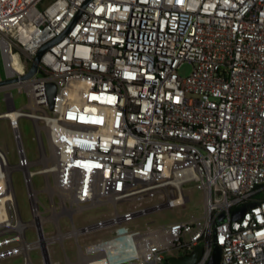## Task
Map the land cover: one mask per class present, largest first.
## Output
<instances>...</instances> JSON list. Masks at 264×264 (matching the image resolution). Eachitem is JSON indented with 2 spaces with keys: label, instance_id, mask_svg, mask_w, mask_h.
<instances>
[{
  "label": "built area",
  "instance_id": "2783aa9c",
  "mask_svg": "<svg viewBox=\"0 0 264 264\" xmlns=\"http://www.w3.org/2000/svg\"><path fill=\"white\" fill-rule=\"evenodd\" d=\"M0 52L2 81L17 79L0 86L8 107L0 119L18 156L12 165L0 149V264L21 256L35 264V250L43 264H62L56 244L65 264H173L199 247L195 264H208L215 245L220 264H264V0H0ZM186 63L193 69L184 77ZM14 91L26 95L25 108ZM24 118L37 126L34 161ZM16 172L31 222L19 209ZM194 189L204 194L202 215L158 221L185 210ZM102 205L115 211L77 226L78 215Z\"/></svg>",
  "mask_w": 264,
  "mask_h": 264
},
{
  "label": "rangeland",
  "instance_id": "374dc122",
  "mask_svg": "<svg viewBox=\"0 0 264 264\" xmlns=\"http://www.w3.org/2000/svg\"><path fill=\"white\" fill-rule=\"evenodd\" d=\"M191 64H184L180 69V74L182 76H188L192 72ZM6 78L5 68L3 57L0 52V81ZM14 99L17 109H23L28 103V99L26 95H19L16 91H14ZM8 111L7 104L5 102V91H0V113ZM20 128L23 137L24 146L26 148L28 158L31 161L37 160L40 156L39 152V141L37 135V126L35 122L29 118H24L20 121ZM46 146L47 141L45 139ZM0 149L4 152H8V158L12 165H16L18 163L17 156V146L14 140L13 131L10 128L8 119H0ZM48 149V148H47ZM37 169V168H34ZM14 187L17 195L19 209L22 215V218L25 222H31L33 220V216L30 209V203L28 199V189L23 181V174L21 172H16L13 177ZM34 188L36 190H43L45 188V182L42 176L35 177L33 180ZM39 199L42 203L46 204V194L39 193ZM203 192L200 190L194 189L191 195V201L187 205L185 210L176 208L171 212H165L160 217H158V221L162 223L179 221V220H188L191 216L202 215L203 213ZM115 211L113 205H102L96 208H91L83 211L80 215H78L76 219V224L80 227L83 224H91L100 220L106 219L112 212ZM144 223L148 222V218H144ZM62 230L65 232L68 230L67 220L61 221ZM46 231L49 234L55 233V228L48 224L46 226ZM37 240V236H34V229H30L28 232V241L34 242ZM67 249L75 255L77 251V244L74 241H67L66 243ZM52 254L55 260L60 261L62 264H65V258L63 254V248L60 244H56L52 247ZM177 255V252H174ZM31 258L35 264H43L40 256V251L35 250L31 254ZM24 257H12L1 264H23Z\"/></svg>",
  "mask_w": 264,
  "mask_h": 264
},
{
  "label": "water",
  "instance_id": "95a60500",
  "mask_svg": "<svg viewBox=\"0 0 264 264\" xmlns=\"http://www.w3.org/2000/svg\"><path fill=\"white\" fill-rule=\"evenodd\" d=\"M53 43L48 44V45L44 46L41 50H39V52L37 53V55L34 59V62H33V65L31 67L30 71L25 76L22 77L23 80L32 78L38 72V68H39V64H40L42 55L51 45H53ZM16 80L17 79L0 81V86L15 82ZM56 91H57V88L54 84H51L48 86L49 100H50L51 108L53 107V104H54V97L56 95ZM14 109L15 108L13 107L12 110H14ZM245 213H246V208L245 207L240 208L234 214L233 220H237V219L243 217ZM224 221H225V216L222 215L218 220V224H222ZM202 251H203V249L201 247H199L196 249L195 253L193 255L189 256L188 258H184V259H180V260H173L172 263L173 264H195L200 259ZM221 255H222V248L218 245H215L213 254H212L211 259H210L208 264H220Z\"/></svg>",
  "mask_w": 264,
  "mask_h": 264
},
{
  "label": "bare ground",
  "instance_id": "6f19581e",
  "mask_svg": "<svg viewBox=\"0 0 264 264\" xmlns=\"http://www.w3.org/2000/svg\"><path fill=\"white\" fill-rule=\"evenodd\" d=\"M12 116H14V114H12Z\"/></svg>",
  "mask_w": 264,
  "mask_h": 264
}]
</instances>
